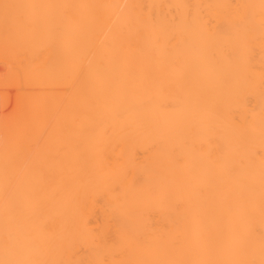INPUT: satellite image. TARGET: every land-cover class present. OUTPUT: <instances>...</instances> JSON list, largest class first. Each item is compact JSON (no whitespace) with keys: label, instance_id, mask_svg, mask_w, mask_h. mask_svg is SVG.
I'll return each instance as SVG.
<instances>
[{"label":"bare ground","instance_id":"6f19581e","mask_svg":"<svg viewBox=\"0 0 264 264\" xmlns=\"http://www.w3.org/2000/svg\"><path fill=\"white\" fill-rule=\"evenodd\" d=\"M0 264H264V0H0Z\"/></svg>","mask_w":264,"mask_h":264},{"label":"rangeland","instance_id":"374dc122","mask_svg":"<svg viewBox=\"0 0 264 264\" xmlns=\"http://www.w3.org/2000/svg\"><path fill=\"white\" fill-rule=\"evenodd\" d=\"M4 94V92H0V106L2 104L3 97L5 96Z\"/></svg>","mask_w":264,"mask_h":264}]
</instances>
